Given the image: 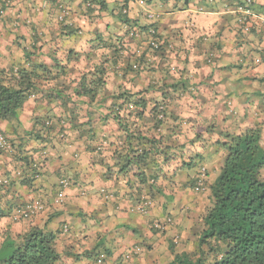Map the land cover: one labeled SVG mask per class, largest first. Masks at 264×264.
<instances>
[{"label": "crops", "instance_id": "obj_1", "mask_svg": "<svg viewBox=\"0 0 264 264\" xmlns=\"http://www.w3.org/2000/svg\"><path fill=\"white\" fill-rule=\"evenodd\" d=\"M90 1V8H85ZM243 1L10 0L8 6L0 2V70L23 65L25 49L36 54L37 62L52 66V75L56 64L64 69L55 81L41 83L43 87L61 86L59 99H42L43 110H36L35 101L29 100L16 126L0 121V131L16 145L17 153L32 159L39 150L45 153L40 172L28 180L17 174V155L0 153V180L11 183L0 189V209L9 211V217L0 219V234L46 225L57 236V264H166L173 257L174 234L181 241L174 251L189 252L188 245H195L194 223L206 202L205 194L191 189L197 168L163 177L164 197L154 200L148 215H141L131 211L138 184L118 174L113 156L124 140L121 128L136 126V102L147 101L138 127L151 135V107L167 99L171 115L182 124L179 142H186V154L202 151L201 163L214 181L223 157L212 144L216 133L237 130L240 123L244 126L246 121L241 120L249 103L256 105L264 99V82L259 87L256 81L264 76V0L253 1L248 33L242 31L234 14ZM57 2L71 12L63 23H58ZM121 10L126 15H120ZM148 16L155 19L150 21ZM152 23L163 43H169L158 54L147 49L145 35L132 40L128 35L131 31L139 35ZM73 29L76 34L71 33ZM119 41L126 48L121 53L124 60L110 50ZM129 53L144 58V63L137 61L139 71L124 64ZM99 63L107 68L104 91L93 102L79 98L81 75ZM177 82L185 88L174 92L172 84ZM245 91L254 97L248 100L238 94ZM237 95L243 99L237 101ZM117 107L124 111L118 121L112 113ZM41 116L52 121L48 143L33 134L34 119ZM197 133L205 142L201 150L199 143L190 144ZM176 163L165 170L173 171ZM61 180L68 182L63 189L65 202L56 206ZM35 200L46 209L14 221V205ZM168 217L173 224L163 232H153L152 222ZM63 226L66 233L60 232ZM135 247L141 249L138 254L131 251ZM101 254L105 258L99 261Z\"/></svg>", "mask_w": 264, "mask_h": 264}, {"label": "trees", "instance_id": "obj_2", "mask_svg": "<svg viewBox=\"0 0 264 264\" xmlns=\"http://www.w3.org/2000/svg\"><path fill=\"white\" fill-rule=\"evenodd\" d=\"M251 1L250 10L254 0ZM91 2L85 4V8L89 9ZM4 5L6 4L4 3ZM68 13L69 15L58 20V23H63L71 17L69 8ZM120 15H126L125 11L121 10ZM125 22L127 21L125 20ZM151 29L156 34L153 38L150 34ZM131 32L128 34L130 40L145 35L148 40L147 49L155 54L160 53L164 46L169 45V43H163L155 23L145 27L139 35L136 32ZM71 33L76 34V31L73 29ZM77 33L81 34L79 31ZM153 39L159 41L158 50L150 45ZM120 42L110 46V50L114 56L118 52L121 58L122 50L126 48ZM104 47H108V45L106 44ZM35 55V53L25 49V63L23 65L16 66L10 71L0 70V121L13 123L16 126V122L21 123L20 116L29 100L35 101L36 110H43L44 107L39 105L42 99L53 100L61 97V86L43 87L41 83L44 80L54 79L55 81L58 79L60 74L64 72L63 67L56 64V73L52 75V66L49 67L44 63L37 62L33 59ZM141 56H137L136 53H129L125 63L122 62L132 71H139L140 66L137 61L140 60L144 63V58ZM121 59L124 60V58ZM106 75L107 68L103 63L96 64L91 70L84 72L78 83L77 96L88 98L90 102H93L96 96L105 89ZM255 80V78L250 79V81ZM256 81L258 86L262 87L264 76ZM172 87H175L174 92H177L178 89H184L185 85L183 82H177L172 84ZM238 94L246 95L243 98L247 97L248 100L250 96H253L246 91L244 93L238 92ZM240 95H237V101L243 99ZM165 100L154 103L151 107L149 114L153 131L151 135L138 127L139 121L143 119L146 112L147 101L136 102L133 120L135 121L133 125L136 126L132 128L126 125L121 128L124 133V140L117 144L113 159L118 174L129 179L133 178V182L138 184L134 201L135 207L142 205L146 201L145 199L152 201L153 204L155 199L164 197L162 194L163 184L160 182L161 180L164 181V178L168 177L170 173L174 174L180 169L193 171L197 168L191 189L196 194H205L206 202L199 218L194 223L195 233L192 240L196 250L190 253L176 252L174 248H177L178 245L173 244L170 246L173 257L166 264H264V137L262 125L257 122L256 117L252 116V123L247 120L249 118L248 110H252L253 113L259 112L255 110L257 105V108L264 110V99L258 100L256 105L249 103L250 107L243 114L242 121H246L243 127H239L237 130L226 129L216 133L218 138L212 144L217 151L222 152L223 157L219 174L214 181L209 177L208 168L201 163L202 151L186 154V142L181 144L178 140L182 134V124L177 117L171 115L168 107L169 101ZM122 112L124 111H121L120 107L112 111L114 120L118 121ZM255 115L260 117L259 114ZM51 122L46 116L34 119L33 134L36 138L43 139V142H50L47 139V134L49 133L48 129L53 127ZM210 132L207 133L210 134ZM0 133L2 132L0 131ZM2 134L9 143L11 152L0 150V153L18 156L19 178L24 180L35 178L41 170L45 153L42 155L43 152L39 150L32 154L35 155L33 159L27 158L23 154L17 153L16 145L9 141L4 133ZM201 136L197 133L190 142L191 145L192 143H199L200 150L201 147L203 149L201 144L205 143L202 142ZM175 160H177L178 165L173 168V171H166L165 169L170 167ZM202 169L205 170L203 187L200 189L201 191L195 192L197 176ZM130 182L132 181L129 180L128 183ZM166 182L168 183V181ZM10 185V180H0V189L2 190ZM21 206L14 205L12 212L15 211L14 213H16ZM133 209L134 207L131 211ZM42 211L23 218L29 219ZM8 213L6 208L0 209V219L9 217ZM19 219L17 218V220ZM65 227L63 226L60 232ZM152 230L159 232V230ZM0 238V264H57L60 260L56 249L57 236L49 231L46 225L42 227L32 226L17 234L3 230ZM101 255L105 256V254Z\"/></svg>", "mask_w": 264, "mask_h": 264}, {"label": "built area", "instance_id": "obj_3", "mask_svg": "<svg viewBox=\"0 0 264 264\" xmlns=\"http://www.w3.org/2000/svg\"><path fill=\"white\" fill-rule=\"evenodd\" d=\"M1 3H5L6 6L10 5V0H0ZM251 0H244V2L242 4H238L236 5L235 9H234V14L237 20V24L241 27L242 31H244L245 33H248L250 30V18H251V10H250V6H251ZM57 7H58V11H59V15H58V20H62L64 17L68 16V8H66L65 6H63L61 3L57 2ZM148 20L153 21L155 19V16H148L147 17ZM150 34L152 35V38L155 34V32L151 29ZM154 40V39H153ZM151 41L150 45L158 50L159 47V41L154 40ZM0 150L3 152H11L10 150V145L7 142V140L5 139L4 135L2 133H0ZM44 153H42L43 155ZM205 172L204 169L201 170V173L199 174V176H197V183L195 185L194 191L195 192H199L201 191L200 189H202L203 187V183L205 180V175L203 174ZM19 173V172H18ZM17 173V174H18ZM59 186L62 188L61 191H59L56 195V205L57 206H62L65 202V196H64V192L63 189H65L68 186V182L66 180H61L59 182ZM107 197H110V195H107ZM146 201H144V203H142V205L140 206H136L134 207L133 211L139 214H143L146 215L149 213V209L152 207V201L145 199ZM46 208L45 205L40 201V200H35V201H30L28 203H26L24 206H21L19 210L16 211L15 216H14V220H17V218H23L26 217L30 214L42 211ZM172 224V220L170 218H166V220L164 222H153L152 224V228L155 230H159V231H163L166 229L167 226ZM67 230V228L65 227L63 229V231L65 232ZM140 248H133L131 251L134 254H138L140 252ZM129 255V254H128ZM104 255H100L99 257V261H102L104 259ZM130 257V256H128ZM127 257V258H128Z\"/></svg>", "mask_w": 264, "mask_h": 264}, {"label": "rangeland", "instance_id": "obj_4", "mask_svg": "<svg viewBox=\"0 0 264 264\" xmlns=\"http://www.w3.org/2000/svg\"><path fill=\"white\" fill-rule=\"evenodd\" d=\"M253 97H254V96H253ZM255 98H256V97H255ZM255 110H257V111H259V112L253 113L252 110H248V114H247V115H249V118H248L247 120H248V122L252 123V122H251V118H252V116H255L256 119H257V122H260L261 125H262V135H263V137H264V110H261V109H259V108H257V107H255ZM255 114H259L260 117H257ZM242 120H243V119H242ZM242 120H241V121H242ZM232 121H235L234 117L231 118V120H230V126H231V124L233 125ZM240 124H241L240 127H242L243 124H242V123H240ZM190 174H193V172H191ZM171 241H172L173 244H177V245H179V246L181 245V244H180V243H181V241H180V237L177 236V234H174V236L171 238ZM190 250H191V251L196 250V247H195L194 245L189 244V245H188V251H189V253L191 252Z\"/></svg>", "mask_w": 264, "mask_h": 264}, {"label": "clouds", "instance_id": "obj_5", "mask_svg": "<svg viewBox=\"0 0 264 264\" xmlns=\"http://www.w3.org/2000/svg\"><path fill=\"white\" fill-rule=\"evenodd\" d=\"M152 207H153V204H152ZM152 207H151V208H152ZM147 215H148V214H147ZM168 218H170V217H168ZM170 219H171V218H170ZM171 220H172V219H171ZM153 222H158V221H153ZM153 222H152V224H153ZM152 224H151V229H153V228H152ZM172 224H173V221H172ZM172 224H171V225H172ZM171 225H169V226H171ZM169 226H167V227H169ZM167 227H166L165 230H167ZM165 230H163V231H165ZM163 231H159L158 233L163 232ZM63 232H64V231H63ZM64 233H65V232H64Z\"/></svg>", "mask_w": 264, "mask_h": 264}]
</instances>
